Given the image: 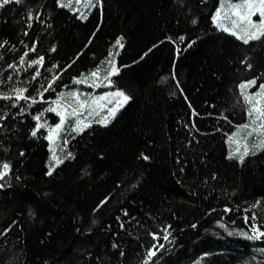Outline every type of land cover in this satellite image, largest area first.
Segmentation results:
<instances>
[{
  "label": "trees",
  "instance_id": "1",
  "mask_svg": "<svg viewBox=\"0 0 264 264\" xmlns=\"http://www.w3.org/2000/svg\"><path fill=\"white\" fill-rule=\"evenodd\" d=\"M222 2L227 8L228 0H104L102 14L96 7L82 9L87 20L56 7L54 0H22L0 9V40L9 41L0 48V89L19 83L34 95L57 71L50 66L58 63L70 67L61 73L56 90L45 95L54 97L63 85L106 91L74 85L71 78L98 65L123 35L124 47L114 51L126 67L116 79L133 96L111 124H93L74 136L69 147L75 159L51 176L46 174L49 142L31 136V115H14L18 107L0 100V117H7L0 119V161H10L14 172L8 187L0 189V264H145L147 248L154 243L150 233L163 235L162 226L169 224L170 240L161 236L165 247L153 258L155 264H264V240L230 235L215 223L220 219L229 228L247 230L243 210L264 198V150L240 165L227 158L226 142L235 125L248 119L237 101V84L264 71V44L244 45L216 28L211 15ZM28 10L40 13L30 27ZM93 32L95 38L85 47ZM181 34L186 40L177 44L165 39ZM33 41H38L36 51L29 56H46L37 81L31 80V70L7 67L19 63L25 44ZM246 55L253 70L240 63ZM189 101L202 115L192 116ZM45 115L50 123L58 120L53 113ZM192 120L200 132L186 127ZM141 151L151 159L139 158ZM105 195L110 200L93 212ZM224 204L233 211L225 212ZM251 211L264 223V201ZM113 241L119 247H112Z\"/></svg>",
  "mask_w": 264,
  "mask_h": 264
},
{
  "label": "snow or ice",
  "instance_id": "2",
  "mask_svg": "<svg viewBox=\"0 0 264 264\" xmlns=\"http://www.w3.org/2000/svg\"><path fill=\"white\" fill-rule=\"evenodd\" d=\"M13 3L21 4L22 0H0V9ZM54 4L58 8L68 9L73 14H77L81 20H87V14L82 9L96 7L102 14L104 0H54ZM254 17L256 18L254 19ZM34 20H40V13L28 10L26 20L28 27L31 26ZM211 21L218 28L231 34L244 45H250L253 41L264 44V0H228L227 8H225L222 2L221 6L217 7L215 13L211 15ZM191 23L196 24L197 19L193 18ZM28 27L24 29L25 36L28 34ZM95 36L96 33L93 32L85 47L92 43ZM124 39L125 37L123 35L118 36L111 46L108 55L98 65L71 78L74 85H88L92 89H99L103 86L108 89L106 91L96 93L83 90L80 87L74 86L69 88L67 85H63L60 86L63 90L57 91L54 97L45 95L50 90H56L58 87L56 82L60 78L61 73L70 67V64L60 67L58 63L50 66L53 69H57V71L47 77L43 83H40L39 89L34 95L29 93L28 87H22L19 83L7 90L0 89V100L9 101L13 107H18L19 111L14 113V115L24 117L27 113L35 121L30 130L31 136L38 139L44 137L49 142L48 148L50 155L47 162V175H53L57 167L62 165L66 160L75 159L76 154L69 147V142L74 139V136L85 133L86 130L91 129L93 124L108 126L121 114V110L133 100L132 94L126 88L119 86L116 79V77L122 74L121 70L126 65L118 63L116 56L119 55V52L114 50L117 47H124ZM165 39L171 41L173 44H177V40L185 41L186 37L181 34L176 39L172 36H166ZM8 43L9 41L6 38L0 40V48H4ZM20 43L24 44L25 42L22 40ZM37 43L38 41H33L31 45L25 44V51L18 58L19 63L13 61L7 67L16 68L18 71L31 70L32 81H37V78H42L43 74L41 69L45 66L46 56L44 54L29 56V53L36 51ZM189 43L194 44L195 41H189ZM13 47L15 46L13 45ZM155 47L156 44H153L152 48ZM55 50L56 45L53 44L50 51L54 52ZM148 51L150 52L151 48ZM180 53L181 49L177 46L176 55L179 56ZM79 55L80 53H77V57ZM144 55H147V52ZM135 62L133 61V63ZM240 63L244 65L246 70L254 69V63L248 55L244 56L240 60ZM174 68L175 65H173ZM172 75L175 76L174 70ZM8 79L11 80L12 76L9 75ZM0 83L4 82L0 81ZM177 85H179V81H177ZM237 88L239 90L237 101L244 106L248 119L243 123L236 124L235 129L228 133L226 142L229 145V151L227 158L235 159L240 165H243L247 156L255 155L264 150V71H260L251 75L248 79L239 81ZM180 92L183 93L184 89L180 88ZM185 99L188 100L186 95ZM37 104L41 105L40 110L34 111L33 106ZM189 108L192 116L202 115L190 101ZM45 113L55 114L58 120L50 123V117L45 115ZM220 115L224 120L229 119L223 113H220ZM0 119H7V117H0ZM186 127H196L197 132L201 131L194 120L190 121ZM213 131H216V129H213ZM188 143L191 144L192 141H188ZM20 154L24 155V151L21 150ZM103 155L104 153H100L101 157ZM139 158L147 161L151 159V156L141 151ZM177 159L179 160V157ZM184 163H187V161H184ZM183 170L181 168V171ZM13 175V164L8 160L0 161V189L8 187L7 181ZM215 178L216 174L213 173L212 179ZM15 179L20 180L21 177L15 175ZM118 183L122 182L118 181ZM109 200V195L103 196L92 211H98ZM262 201H264V198L257 199L249 204L248 208L243 210V222L248 225L247 230L229 228V225L220 219H217L215 223L230 235H240L253 241L264 240V223L258 222L259 218L256 211L249 213L250 209H255L262 204ZM223 210L225 212L233 211L228 204L223 205ZM120 211L125 217L129 216L127 208H123ZM209 211L215 212L216 210L209 209ZM116 220L119 222L120 228L125 227L121 216L117 215ZM250 221L251 223H249ZM232 223L235 224V221ZM171 227V224L162 226L163 235L161 232L156 231L150 233L154 238V243L147 248L145 264L148 261L155 264L153 258L157 256L160 249L165 247L160 242L161 236L165 241L170 240ZM191 227L195 228L196 224H192ZM87 231L91 232L92 229L88 228ZM112 247L117 248L119 245L116 241H113ZM261 251H264V249H261ZM120 255H124V253L121 252ZM205 255L207 256L208 253H205Z\"/></svg>",
  "mask_w": 264,
  "mask_h": 264
},
{
  "label": "rangeland",
  "instance_id": "3",
  "mask_svg": "<svg viewBox=\"0 0 264 264\" xmlns=\"http://www.w3.org/2000/svg\"><path fill=\"white\" fill-rule=\"evenodd\" d=\"M256 17H254V19H255ZM216 28H218L216 25H214ZM218 29H220V28H218ZM220 30H222V29H220ZM223 31V30H222ZM227 33V32H226Z\"/></svg>",
  "mask_w": 264,
  "mask_h": 264
}]
</instances>
